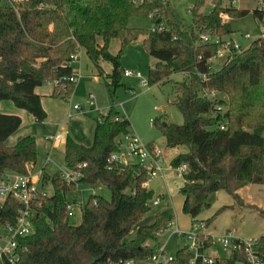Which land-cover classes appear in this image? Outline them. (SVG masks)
Returning <instances> with one entry per match:
<instances>
[{
    "label": "trees",
    "instance_id": "16d2710c",
    "mask_svg": "<svg viewBox=\"0 0 264 264\" xmlns=\"http://www.w3.org/2000/svg\"><path fill=\"white\" fill-rule=\"evenodd\" d=\"M212 9L199 11L204 0H193L190 21L184 24L165 0H14L13 6L0 3V102L10 101L30 113L36 122L47 114L36 88L49 80L50 96L67 100L75 83L61 78L72 74L66 65L78 47L102 76L101 61L112 69L106 74L111 95L120 86L124 69L120 56L126 46L141 37L147 53L154 59L148 70V84L167 83L174 74L173 102L184 117L182 124L153 120L165 138L167 147L184 146L172 166L186 165L182 210L196 216L208 206L206 197L223 190L238 198L235 190L246 184L264 185V138L254 132L264 129V39L255 40L229 62L213 69L208 59L218 49L204 43L205 33L225 37L232 29L222 15L239 18L247 9L223 6V0H212ZM261 24L264 8H254ZM132 16L149 18L161 30L131 27ZM112 39L120 40L117 54L108 50ZM204 76V77H203ZM213 92L210 96L208 93ZM225 108V110H223ZM16 114L0 111V175L4 172L25 174L28 164L37 159L33 135L21 137L13 145L6 140L20 127ZM223 124V128H221ZM130 122L110 106L107 113L94 122L90 145L66 136L64 164L74 168L86 162L85 176L80 184L100 183L111 192L106 199L90 194L81 207L80 221L70 223L68 206L78 202L69 197L77 184H68L58 173L44 174L43 183H50L53 193L46 197L33 218L35 232L18 241V259L10 264H121L132 259L150 258L154 247L148 241L168 228L172 214L162 211L149 224H140L150 211L147 204L152 193L143 185L146 170L137 163L112 165L107 158L118 150L117 137L129 131ZM18 203L7 197L0 205V229L15 220ZM264 214V210H259ZM209 222V221H208ZM135 228L134 236L128 235ZM199 253L214 244L213 237L201 235ZM228 255L215 258L214 264H249L243 245L236 243ZM264 261V236L253 245ZM193 252L184 246L173 255L171 264H191ZM194 264H201L197 258Z\"/></svg>",
    "mask_w": 264,
    "mask_h": 264
},
{
    "label": "rangeland",
    "instance_id": "374dc122",
    "mask_svg": "<svg viewBox=\"0 0 264 264\" xmlns=\"http://www.w3.org/2000/svg\"><path fill=\"white\" fill-rule=\"evenodd\" d=\"M211 1L212 0H204V4L199 11H203L204 13L209 12L212 9ZM192 5L193 0H174L170 3L171 10L184 24H188L190 21L189 11ZM223 6L248 10L246 15L239 18H229L227 15H222V19L228 21L232 29L231 34L225 37H230L236 40L244 47L248 45L250 46L255 40H259L261 24H259V20L253 14V9L264 8V0H223ZM128 25L131 27L151 28L152 22L149 18L132 16L128 20ZM247 33L250 34V38H245ZM119 47L120 40L112 39L109 43L108 50L115 55L118 53ZM153 62L154 59L145 50L141 37L129 43L120 56V63L123 69L139 71L145 79L148 77V70ZM223 62V59H213L211 63L216 67ZM100 65L104 70V74L102 76L97 75V79H95L93 75L96 74V71L85 57L83 50H81L79 60L74 62L72 67L74 69L81 68L82 75L76 82L75 88L67 102L68 109L74 105H79L80 110L76 115L87 119L88 122L91 123L106 114L110 106H113L121 114L125 115L130 122V129H132L131 132L138 136L143 143L163 146L166 154L170 153L171 150L166 147L165 139L161 131L156 125L151 126L150 121L158 118L161 122L176 124H182L184 122L182 113L173 102L175 97L173 82L180 80L182 75L174 74L172 76V81L167 83L149 84L148 87H142L139 79L122 76L120 79V86H118L111 95L110 90L113 88L109 89L106 86V83L109 82L106 74L111 71L112 64L108 61H101ZM91 70H93V72H91ZM90 95L93 96V106H90ZM223 110H225V108H223ZM76 115L62 123L69 126L72 131L83 130L84 126L83 124L77 123L79 120L76 119ZM58 118L60 117L58 116ZM39 124L38 127H36L38 134L42 133L45 137V135H48L45 131V126ZM56 131L54 130L50 134H53ZM61 131H63V129ZM253 131L264 135L263 128H256ZM166 154L165 163L167 164ZM130 160L135 161V158H130ZM166 169L167 167H164L163 171L157 172V174L151 178L149 183V191L163 193L164 199L163 201L161 200L159 206H151L150 211L146 213L142 219L149 223L154 211L161 209L165 203L170 205V212L173 215L171 221L172 225L170 228L165 229L163 234L158 235V237L160 238V241L165 243V251L174 255L179 248L189 245V240L187 238H181L175 234L171 235V231L178 227L179 230L188 232L191 231L193 227L191 224V217L182 210L184 195L180 191V188L183 184V180L176 175L174 170L167 172L164 171ZM44 190L48 195L53 193L52 185L48 182L44 184ZM220 192V194L225 196L221 197L220 203H227L226 198H228V193L225 191ZM92 193L100 195L106 199L111 198V192L108 187L100 183L95 185H77L75 191L68 195L69 197L74 195L77 196V200L80 199V202L83 205L88 196ZM214 198L215 195H211L209 199L210 201H213ZM2 200L3 197L0 196V205ZM230 200H232V203H235L233 199L230 198ZM217 204V202H214L212 208H202L201 214H199L197 219L210 217L211 220H216L217 223H219L221 229L215 234L216 236L213 237V240L215 242L214 247L217 248V251H220L219 253H221V255H228L232 249L231 246L223 247L220 243V238L225 232L239 238L254 239V237L264 230V214L260 213L258 210L253 208L240 210L237 209L239 207L236 205L237 208H235L234 211L230 208H227L226 210L223 208L216 212L214 207H216ZM71 205L73 206L74 204ZM74 210L73 207L70 210L71 224L80 221L78 220L80 217L75 216ZM197 222L205 225L204 221ZM134 233L135 228L132 229L128 238L133 237ZM146 264H152V262L147 261ZM237 264L243 263L238 262Z\"/></svg>",
    "mask_w": 264,
    "mask_h": 264
},
{
    "label": "built area",
    "instance_id": "2783aa9c",
    "mask_svg": "<svg viewBox=\"0 0 264 264\" xmlns=\"http://www.w3.org/2000/svg\"><path fill=\"white\" fill-rule=\"evenodd\" d=\"M14 0H0V3L12 5ZM22 1V0H18ZM172 3L174 0H165ZM152 30H161L162 25L155 26L152 25ZM250 34L247 33L245 38H250ZM200 39L204 43H214L218 46L217 52L213 57L208 59L209 66L213 69L221 67L224 63L229 62L234 54L242 52L248 46L244 47L236 40L230 37H219L216 35L201 34ZM259 39H264V15L261 20V31L259 32ZM81 56V48L78 47L73 53L70 54L66 65L72 67L74 62L79 60ZM213 59H223L222 64H218L216 67L211 63ZM125 77H134L139 79L140 85L142 87H148V80L143 78L142 74L136 70H124ZM81 74L73 73L61 78L69 83H75L79 80ZM204 77V76H203ZM58 81L49 80L45 85L52 86ZM213 96L214 93H208ZM90 106L94 105L93 96L90 95ZM70 97L67 99V101ZM80 110L79 105H74L71 107L67 114L66 119L74 116L76 112ZM150 125L153 126V120L150 121ZM223 128V124L220 126ZM45 140L49 141L52 147H58L59 145L65 144L64 134L58 129L53 134L45 135ZM118 150L112 152L107 158V168L110 169L112 165H128L131 163H137L143 166L148 174L146 183L157 174V172L163 171L164 167L169 170H174L178 177H182L183 173L186 171V165L184 163L179 164L177 167L172 166L171 163H165V152L164 149L157 144H145L141 139L134 135L132 132L128 131L121 134L116 139ZM130 158H135V161H131ZM55 168V172L68 184L78 182L84 178L85 169L87 167L86 162H80L76 167L70 168L65 164H57L54 162L51 152H49L37 171V175L41 177V181L34 179L33 175L28 171L25 174L4 172L0 175V196L3 197L2 203L9 196L15 199L18 203V208L15 215V220L3 226L0 229V264H10L14 263L18 259V241L19 239L29 236L35 232L33 225V218L36 211L42 206V203L48 193L44 190V184L42 182V176L46 174L49 166ZM33 165L28 164V168ZM162 197L159 195H153L148 201V205L157 206L161 203ZM71 205L68 206L70 210ZM172 223L170 222L168 228H170ZM193 229L191 231L185 232L179 230L177 227L171 231V235L175 234L181 238H187L189 240V245L187 247L193 252V257L191 259V264H194L197 258H200L201 264H214L215 258L207 256L203 253H199V247L201 246L202 233L201 230L205 228L203 223L194 222L192 224ZM163 231L159 232L158 235L162 234ZM206 235V234H205ZM257 238H239L235 237L230 233H224L220 238V243L223 247L231 246L236 248L239 243L243 245L246 257L249 264H264V261L255 253L253 245L255 244ZM214 241V240H213ZM215 243V242H214ZM173 260V255L165 251V243H161L154 248L153 254L149 259L144 261H134L132 259H127L121 262V264H146L147 261H151L152 264H171Z\"/></svg>",
    "mask_w": 264,
    "mask_h": 264
},
{
    "label": "crops",
    "instance_id": "0c3cea01",
    "mask_svg": "<svg viewBox=\"0 0 264 264\" xmlns=\"http://www.w3.org/2000/svg\"><path fill=\"white\" fill-rule=\"evenodd\" d=\"M86 67H87V65H86ZM72 72L73 73H79L82 75L81 68L74 69L72 67ZM91 72H93V70H91ZM93 77L95 79H97V76L93 75ZM36 92L41 95V103H42L43 109L45 110V112L47 114L46 119L43 122H41L40 124L38 122H36L35 118L30 113L26 112L25 110L16 108L13 105V103L10 101H1L0 102V111L2 113L19 115L22 119V123H21L20 127L6 140V143L8 145H13L21 137H23L25 135H33L35 137L36 147H37V159H36V162L34 164H32L33 166L31 168H28V170L33 175L34 179H36V180H38V182H40L41 177L37 175V171L40 168V166L42 165L45 156L49 152H51L52 158H53L55 163L64 164L63 156H64L65 144L59 145L56 148L52 147L51 143L44 139V136L42 135V133L38 134V131L36 129V127H38V124L45 126V131L47 132V134L52 133V131H54V130L56 131L59 129L61 131L63 129V131H61V132H63L65 139H66L67 135H70L76 142L84 144V145H90L92 142L93 129H94V122L95 121L90 123V122H88L87 119H85L79 115H76V113H77L76 112L74 115H76V119L79 120V122H77V123L83 124L84 127H83V130L72 131L69 126H66L62 123L65 120H67L66 119V112H67V110H69L71 108L70 107L68 109V106H67L68 101L67 100H60V99H56L54 97H51L50 96L51 86H49V85H43L41 87L36 88ZM56 115H57V117H56ZM58 116L60 118H58ZM129 131L130 132L132 131V129H130V127H129ZM46 132H45V134H46ZM165 145H166V142H165ZM161 147L164 149L163 146H161ZM167 148H169V150H171L170 153L166 154L165 149H164L168 163H171L172 159L177 154L186 151V148L184 146L167 147ZM164 171L169 172V171H173V170L166 169ZM54 172H55V168L51 165L48 167L46 174L50 175V174H53ZM181 179H182V177H181ZM150 181H151V179L146 183V188L148 191H149ZM220 191H223V190L213 191L206 197V202L208 203V206L205 208H212L214 202H217L218 204L216 205V207H214V210H216V212L220 211V209H223V208H225V210L227 208H230V209H232V211H234L235 208H237L236 205H238V207H239L237 209H240V210L245 209V208H253V209L258 210V211L264 210V185H262V184H251V183H249V184H246L242 187H239L238 189L235 190V194L238 196V198L237 199L233 198L230 194H228L229 196L227 195L228 198H226L227 203H220L221 197H225L222 194H220L221 193ZM151 193H152V196L153 195L161 196L162 201H163V199H164L163 193H154V191H151ZM211 195H215V198L213 199V201H210V199H209ZM230 198L233 199L235 201V203H232V200H230ZM159 205H157V206H159ZM72 207L75 209L74 210L75 216L80 217L81 216V207H82L80 199H78V202L75 203L73 206L71 205L70 210L72 209ZM240 210H239V212H240ZM162 211H166V212L172 214L170 212V205L168 203H165L161 209L154 211V213L152 214V216L150 218L151 221H149V223H152L154 221L155 215L159 212H162ZM79 214H80V216H79ZM199 214H201V211L198 213V215H196L194 217L190 216L188 214L191 217V224H193L194 222H197V221H204L205 222V228L202 229L201 232L205 233L207 235H210L212 237H215L216 236L215 234H217V232H219L221 229L219 223H217L216 220H214V221L211 220L210 217H207L205 219H197ZM78 220H80V219H78ZM77 222H79V221H77ZM77 222L75 224H77ZM149 223L147 221L146 222L143 221V219L140 221V224H149ZM225 233H227V232H225ZM260 236H264V230L254 238H258ZM235 237H237V236H235ZM161 243H163V242L160 241L159 237L155 241H148L147 242L148 245H150L154 248ZM216 249L217 248H215L214 244H213L212 246L205 248L203 250V252L205 255L213 257V258L223 256V255H221V253H219L220 251H217Z\"/></svg>",
    "mask_w": 264,
    "mask_h": 264
},
{
    "label": "water",
    "instance_id": "95a60500",
    "mask_svg": "<svg viewBox=\"0 0 264 264\" xmlns=\"http://www.w3.org/2000/svg\"><path fill=\"white\" fill-rule=\"evenodd\" d=\"M263 138H264V135H263Z\"/></svg>",
    "mask_w": 264,
    "mask_h": 264
}]
</instances>
